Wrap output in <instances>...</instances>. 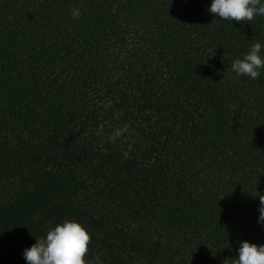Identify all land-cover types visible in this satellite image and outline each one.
Segmentation results:
<instances>
[{
  "label": "trees",
  "instance_id": "obj_1",
  "mask_svg": "<svg viewBox=\"0 0 264 264\" xmlns=\"http://www.w3.org/2000/svg\"><path fill=\"white\" fill-rule=\"evenodd\" d=\"M209 3L0 0V264L64 219L102 264H227L264 243V69L231 70L264 16Z\"/></svg>",
  "mask_w": 264,
  "mask_h": 264
},
{
  "label": "clouds",
  "instance_id": "obj_2",
  "mask_svg": "<svg viewBox=\"0 0 264 264\" xmlns=\"http://www.w3.org/2000/svg\"><path fill=\"white\" fill-rule=\"evenodd\" d=\"M227 21H251L255 16H264V0H210L206 9ZM75 19L81 13L79 8L70 10ZM260 42H254L245 53L234 58L231 70L237 75L257 79L264 69V56L260 55ZM127 130V125L116 128L108 139L115 142ZM102 131V129H101ZM130 147V146H129ZM125 158L128 152H124ZM258 197L257 223L264 228V191H257ZM90 235L79 222L64 219L47 228L45 234L35 237L34 243L22 250L26 264H102L99 256L85 259L88 252ZM227 264H264V243L256 244L246 239L236 241L235 255Z\"/></svg>",
  "mask_w": 264,
  "mask_h": 264
}]
</instances>
